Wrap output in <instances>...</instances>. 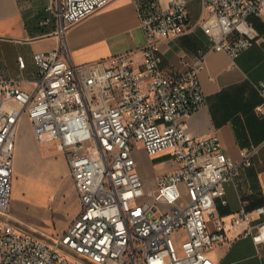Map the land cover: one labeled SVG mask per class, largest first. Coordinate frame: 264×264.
I'll use <instances>...</instances> for the list:
<instances>
[{
	"label": "built area",
	"instance_id": "built-area-1",
	"mask_svg": "<svg viewBox=\"0 0 264 264\" xmlns=\"http://www.w3.org/2000/svg\"><path fill=\"white\" fill-rule=\"evenodd\" d=\"M113 0H62L56 48L32 54L36 68L24 89L18 78L0 81V264H214L209 249L236 237L264 244V205L229 216L225 184L251 166L257 148L228 157L217 136H191L185 121L204 106L198 72L202 54L175 74L159 67L161 41L187 28L188 0L157 11L148 0L138 14L143 44L104 61L73 65L66 30ZM199 25L209 51L231 60L260 38L250 18L264 0H201ZM18 67L24 61L18 59ZM264 115V83L257 85ZM36 144L54 143L71 177L79 210L60 233L35 230L10 215L14 152L22 118ZM138 145V146H137ZM167 157L169 171L141 180L133 151ZM165 154V155H164ZM264 198V191H263ZM264 264V262L262 263Z\"/></svg>",
	"mask_w": 264,
	"mask_h": 264
},
{
	"label": "crops",
	"instance_id": "crops-1",
	"mask_svg": "<svg viewBox=\"0 0 264 264\" xmlns=\"http://www.w3.org/2000/svg\"><path fill=\"white\" fill-rule=\"evenodd\" d=\"M61 1L0 0V81L18 78L24 89L31 87L30 80L36 70L32 54L48 52L58 44L57 20L52 11L59 9ZM147 1L113 0L70 26L65 32L70 62L82 65L104 61L106 65L110 57L130 51L133 52L134 64L139 63L137 51L143 44V33L138 14L145 11ZM153 1L157 11L166 9L169 2ZM186 15V31L159 44V67L168 75L183 70L198 53L202 54L198 82L205 103L186 119V131L196 137L217 136L224 153L234 160L238 159L240 149L257 148L251 166L241 169L233 183L225 184L226 205H217L216 212L226 217L240 207L253 209L263 206L264 115L258 116L254 108L261 102L257 85L264 83V13L250 18L260 39L234 60L223 52L209 51L211 41L199 25L206 16L201 0H188ZM18 59L24 61L23 69L18 67ZM18 139L19 136L16 138L14 165L22 159L26 162L35 160L34 165L45 164V175L37 174L34 178H44L50 184L54 183L53 186L61 181L68 182L69 199L74 190L71 177L55 144H36L32 132L28 130L23 143H19ZM138 152L151 165L152 161L160 159H148L143 151ZM171 169L168 164L159 166L152 176ZM138 170L141 171L139 164ZM143 176L149 185V178L145 173ZM30 182L26 177L27 186ZM75 207L74 215L70 216L71 222L79 210L77 205ZM261 220H264V215ZM61 231H53V234ZM226 238L224 243L209 249L208 255L214 264L264 262V244L254 245L250 238L236 237L233 231H228Z\"/></svg>",
	"mask_w": 264,
	"mask_h": 264
},
{
	"label": "rangeland",
	"instance_id": "rangeland-1",
	"mask_svg": "<svg viewBox=\"0 0 264 264\" xmlns=\"http://www.w3.org/2000/svg\"><path fill=\"white\" fill-rule=\"evenodd\" d=\"M27 130L31 131V127L29 121L24 117L20 122L17 135L19 143L24 142ZM137 146L132 157L140 165L141 171H138L141 180L145 177L144 173L146 177L150 178L157 167L167 164V157L164 156L152 161L151 165L141 152L137 151ZM34 163H36L35 160L26 162L22 159L14 165L10 213L35 230L53 234V231H61L68 226L71 222L70 216L74 215L75 206L77 205L79 209V205L74 190L68 199V182L61 181L53 186L54 183L50 184L44 178H34L37 174L45 175L46 172L45 164L34 165ZM26 177L31 180L28 186L25 183ZM230 193L232 194L231 191ZM226 197L228 198V195Z\"/></svg>",
	"mask_w": 264,
	"mask_h": 264
},
{
	"label": "trees",
	"instance_id": "trees-1",
	"mask_svg": "<svg viewBox=\"0 0 264 264\" xmlns=\"http://www.w3.org/2000/svg\"><path fill=\"white\" fill-rule=\"evenodd\" d=\"M255 207H256V206H255ZM246 210H251V209L246 208ZM220 214H222V213L220 212Z\"/></svg>",
	"mask_w": 264,
	"mask_h": 264
}]
</instances>
